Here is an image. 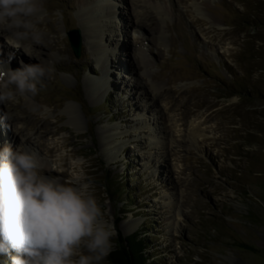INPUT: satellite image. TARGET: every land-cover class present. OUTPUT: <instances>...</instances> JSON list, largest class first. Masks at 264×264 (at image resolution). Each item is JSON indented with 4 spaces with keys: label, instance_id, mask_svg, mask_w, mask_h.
Returning a JSON list of instances; mask_svg holds the SVG:
<instances>
[{
    "label": "rangeland",
    "instance_id": "374dc122",
    "mask_svg": "<svg viewBox=\"0 0 264 264\" xmlns=\"http://www.w3.org/2000/svg\"><path fill=\"white\" fill-rule=\"evenodd\" d=\"M98 2L114 14L86 39L80 11ZM43 7L54 71L36 95L0 103V149L22 145L46 175L90 182L151 264H264V0ZM0 41L8 59L17 42Z\"/></svg>",
    "mask_w": 264,
    "mask_h": 264
},
{
    "label": "clouds",
    "instance_id": "9594fccd",
    "mask_svg": "<svg viewBox=\"0 0 264 264\" xmlns=\"http://www.w3.org/2000/svg\"><path fill=\"white\" fill-rule=\"evenodd\" d=\"M46 15L43 0H0V31L17 47L39 43ZM53 71L40 63L7 67L0 72V103L36 95ZM117 235L90 182L46 175L38 154L22 145L0 149V264L5 257L11 264H105Z\"/></svg>",
    "mask_w": 264,
    "mask_h": 264
},
{
    "label": "bare ground",
    "instance_id": "6f19581e",
    "mask_svg": "<svg viewBox=\"0 0 264 264\" xmlns=\"http://www.w3.org/2000/svg\"><path fill=\"white\" fill-rule=\"evenodd\" d=\"M104 5L109 9L108 10L109 13L107 14H103L104 12L103 7H105ZM80 13L81 14H80L79 25L83 31L82 34L84 35V37H86V39H98L100 37L98 36L99 25L100 26L103 25L101 23L106 22V19L109 20L110 17L114 14L109 4H102L100 2L93 3L92 5L88 7L87 10H81ZM0 35H2L5 38H8L11 36L6 31H0ZM49 40L50 39H48V34L42 33V38L39 43H36L29 39V40L24 41L23 45L20 46L19 48L16 45H10V48H11V51H13V53L15 52L16 55L21 57L22 62L26 64L40 63L46 67L48 57H46L45 54L51 52L54 49H57L56 45L54 44L55 43L54 40H52L53 44H51L52 42H50ZM0 43L2 42L0 41ZM5 50H6V47L4 48L0 44V65L8 61L7 57L4 58V53H6ZM97 52H98L97 54H99L100 50H97ZM101 55H103L102 52H101ZM7 67H9V65L4 64L3 71L6 70ZM32 125H33V122L28 123V125L26 126L27 130ZM14 130H16V133L18 135V132H17L18 130L16 128H14ZM44 130L45 129L43 128L40 133L42 132L44 133L45 132ZM128 227L126 226V228L124 227L123 229L121 227V229L123 230L124 233H129L134 227L133 223H130Z\"/></svg>",
    "mask_w": 264,
    "mask_h": 264
},
{
    "label": "trees",
    "instance_id": "16d2710c",
    "mask_svg": "<svg viewBox=\"0 0 264 264\" xmlns=\"http://www.w3.org/2000/svg\"><path fill=\"white\" fill-rule=\"evenodd\" d=\"M117 233L116 247L107 259L108 264H151L146 253L148 246L138 232L126 237H121L119 230Z\"/></svg>",
    "mask_w": 264,
    "mask_h": 264
},
{
    "label": "water",
    "instance_id": "95a60500",
    "mask_svg": "<svg viewBox=\"0 0 264 264\" xmlns=\"http://www.w3.org/2000/svg\"><path fill=\"white\" fill-rule=\"evenodd\" d=\"M70 48L75 58H78L81 52V38L79 35V31H68L66 33Z\"/></svg>",
    "mask_w": 264,
    "mask_h": 264
}]
</instances>
